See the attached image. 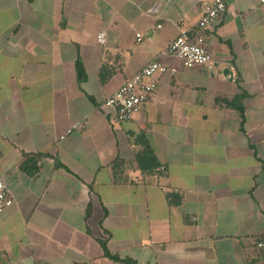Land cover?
<instances>
[{
    "label": "crops",
    "instance_id": "obj_1",
    "mask_svg": "<svg viewBox=\"0 0 264 264\" xmlns=\"http://www.w3.org/2000/svg\"><path fill=\"white\" fill-rule=\"evenodd\" d=\"M211 1L0 0V264H264V7L223 0L200 30ZM183 32L208 65L166 53ZM154 61L157 92L113 124L104 101ZM145 142L162 174L137 170Z\"/></svg>",
    "mask_w": 264,
    "mask_h": 264
},
{
    "label": "built area",
    "instance_id": "obj_2",
    "mask_svg": "<svg viewBox=\"0 0 264 264\" xmlns=\"http://www.w3.org/2000/svg\"><path fill=\"white\" fill-rule=\"evenodd\" d=\"M258 5L264 7V0H256ZM226 12L223 0H212L202 5V16L196 27L200 30L210 28ZM191 33H181L167 49V54L179 60L183 68L187 70L199 66H206L210 63V56L206 50L203 36L192 37ZM104 35L98 36V42L104 44ZM137 41L141 36L136 35ZM166 71L165 67L157 62H150L139 73L124 81L119 89L107 98L101 110L109 116L113 124L128 123L135 113L144 106L150 95L158 90V84L151 79ZM85 119L82 122L73 124L67 131V135L84 128ZM61 138L60 140H63ZM13 205L10 191L0 175V214Z\"/></svg>",
    "mask_w": 264,
    "mask_h": 264
},
{
    "label": "trees",
    "instance_id": "obj_3",
    "mask_svg": "<svg viewBox=\"0 0 264 264\" xmlns=\"http://www.w3.org/2000/svg\"><path fill=\"white\" fill-rule=\"evenodd\" d=\"M76 72H77V76L79 79L81 80L84 79V75H85L84 70L80 64L76 65ZM241 99L242 98H237L232 101H221V103L224 104L226 107L236 109L241 114V116H243L244 109L242 105L240 104ZM143 148H144L143 151L137 154L134 160L135 166L137 170L139 171L141 177L143 178L153 177L156 174H159V173L162 174L163 171L159 164V161L146 142L143 144ZM124 166H125L124 163L118 162V161H116L112 165V175H113L114 181L118 183L122 182L119 176L122 174ZM35 172H36V169H33L32 172L30 171V173H35ZM174 199H177V201L175 202ZM169 200H170L169 201L170 204L178 205V203L180 202V197H178L177 195H170ZM104 250L106 252L107 258L111 260H118L117 258L111 256L107 252L105 245H104Z\"/></svg>",
    "mask_w": 264,
    "mask_h": 264
}]
</instances>
